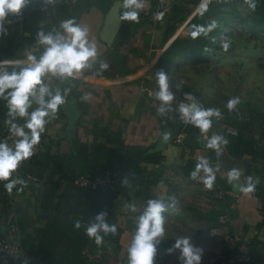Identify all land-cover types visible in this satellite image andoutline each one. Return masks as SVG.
<instances>
[{"label":"crops","instance_id":"crops-1","mask_svg":"<svg viewBox=\"0 0 264 264\" xmlns=\"http://www.w3.org/2000/svg\"><path fill=\"white\" fill-rule=\"evenodd\" d=\"M115 1L78 0L69 5L57 0L48 17L38 8L40 0H31L20 10L22 19L6 22L4 31H0V60L21 62L5 67H23L27 52L39 57L42 50L37 43V32L46 31L50 22L62 31L60 22L68 18L74 17L88 26L89 40L95 38L97 48L96 58L89 59L91 67L79 76L50 78V90L64 93L69 89L66 101L54 118H48L40 137L43 144L39 154L21 161L8 178L18 182L9 191L4 186L8 181L0 180V232L6 234L8 224L17 223L21 244V252L10 264H32V258L49 264H128L127 248L136 219L147 202L159 199L167 208L169 186L182 185L201 158L219 176H228L232 169L239 170L240 176L233 180L237 190H231L232 194L223 199V211L231 212L228 226L246 241L255 235L264 240V227H257L261 219L260 201L252 190L245 193L239 187L248 183L253 188L264 186V168L256 165L260 163L264 167V158L244 155L235 159L229 155L226 143L220 141L219 151L207 147L214 135L227 139L215 130L201 133L199 128L187 127L182 143L176 142L182 128L172 118L168 105L150 98L143 90L145 86L159 88L155 76L159 70L168 75L169 88L179 89L180 76L174 70L185 57L167 54V48L175 37L189 34L188 22L208 0H138L142 4L136 9L138 22L122 20L108 44L100 39V32ZM105 62L108 68L98 72L100 64ZM37 106L34 102L28 111ZM161 107L162 112L158 111ZM0 110H3L2 139L8 127L3 98H0ZM165 133L169 134L167 140ZM105 168L118 175L117 189L105 199L98 192L73 185L76 174H95ZM137 168L144 172L146 180L138 189L123 188L124 180H130ZM22 175L30 176L44 187L40 206L35 191ZM114 196L116 203L110 199ZM129 205H134L136 210L131 211ZM103 210L108 215L105 222L117 226L116 238L103 239L100 245L93 239H81L83 234L87 235L86 227L97 222L92 213ZM156 258L155 254L153 264H158Z\"/></svg>","mask_w":264,"mask_h":264},{"label":"clouds","instance_id":"clouds-1","mask_svg":"<svg viewBox=\"0 0 264 264\" xmlns=\"http://www.w3.org/2000/svg\"><path fill=\"white\" fill-rule=\"evenodd\" d=\"M28 0H0V20L9 12H19ZM122 7L125 11L117 9V15L126 21L138 22L139 16L136 9L142 7L138 0H122ZM62 31L45 32L42 29L37 32V43L43 46L39 57L32 52L26 53V63L17 71L13 68L9 71L5 65L19 64L20 61L0 60V98L5 99L7 105V116L5 124L8 125L9 132L18 137L14 146H10L6 140L0 139V180H7L4 185L7 190L18 182L17 180H8L13 171L17 169L20 162L28 159L33 154V149L40 142L41 134L45 131V125L48 118H54L59 107L65 103L66 94L69 89L61 93L59 89L50 90L46 82L50 77L75 78L79 76L86 68H90L89 59H95L97 56L95 38L89 40V28L87 25L78 23L76 19L68 18L60 22ZM0 31H4L0 24ZM203 29H197L191 33L195 38ZM108 68V64L101 63L97 70L102 71ZM159 90L156 97L164 103L173 100V94L168 90V75L159 70L155 73ZM186 97L193 101L189 104H181L179 111L181 118L185 122L199 126L201 133H204L210 127L209 117L219 116V110L216 108H203L190 93ZM47 97V99H46ZM83 98H87V95ZM36 103L38 106L31 112L29 107ZM238 103L237 98H231L227 101V107L231 110ZM163 111V107L158 109ZM16 117H26L23 126L15 122ZM27 129L28 131H25ZM169 134H164V139H168ZM218 141L226 143L227 141L220 135L212 136L207 147L218 148ZM203 168L208 175L204 178L206 187L211 188L214 180L212 168L208 166V161L201 158L196 164V170L190 175L197 177V171ZM229 182L238 179L240 172L232 169L228 173ZM246 177V180H251ZM241 191L250 192L254 185L248 183L239 185ZM131 211H135L134 205H129ZM166 206L159 199H150L147 202L143 213L136 219L135 231L131 242L127 248L128 264H153V258L156 254L159 238L165 231V217L162 212ZM105 212L97 214L96 223L89 224L85 231L89 238H92L97 245L103 242V236L108 233L115 234L116 224H109L104 221ZM79 224H77V227ZM180 250V259L182 264H199L201 260L202 249L193 245L190 238L182 236L174 241V244L167 249L169 253L173 250Z\"/></svg>","mask_w":264,"mask_h":264},{"label":"rangeland","instance_id":"rangeland-1","mask_svg":"<svg viewBox=\"0 0 264 264\" xmlns=\"http://www.w3.org/2000/svg\"><path fill=\"white\" fill-rule=\"evenodd\" d=\"M224 16L229 20L225 27L228 33L215 39V51L204 58L180 59L174 71L181 86L168 90L179 96L190 93L203 108L218 109L220 115H213L216 125L236 126L238 134L254 138L264 150V31H254L251 24L259 15L238 1L225 6ZM231 98H237L238 103L230 110L226 105ZM187 177L182 185L169 186L157 263L182 264L180 250L169 253L167 249L177 238L187 236L202 249L201 264H229L227 227L218 222L224 200L214 195L213 184L208 188L197 184L190 174Z\"/></svg>","mask_w":264,"mask_h":264},{"label":"trees","instance_id":"trees-1","mask_svg":"<svg viewBox=\"0 0 264 264\" xmlns=\"http://www.w3.org/2000/svg\"><path fill=\"white\" fill-rule=\"evenodd\" d=\"M235 1L245 4L259 15V17L251 24V27L256 32L264 31V0H208L188 22V27L190 29L189 34L186 37H175L167 48V54L180 55L190 59L192 57L204 58L206 55L213 53L216 49L215 39H219V37L228 33L227 30H225V27L229 23V20L224 16L225 6H232ZM197 29H203V31L193 38L191 33ZM163 58L164 57L160 58L158 64ZM6 68L9 71H12L13 68L17 71L19 70V68L15 66H6ZM0 113L3 114V110H0ZM19 120L23 122L25 121L23 117L19 118ZM25 131H27V129H25ZM226 146L228 147L227 151L229 155L235 159H241L244 155L252 158H264V150L259 148L257 141L254 138L245 136V134H238L233 141L226 142ZM144 180H146L144 172H142L140 168H137L132 172L130 180H124L122 187L127 190L138 189ZM213 185L224 190H237L235 182H229L228 176L214 174ZM120 190H122L121 187ZM113 191L111 192L113 193ZM109 193L107 194L109 195ZM125 193L126 192H123L122 194ZM252 193L260 201L261 219L257 227L261 228L264 227V186L261 185L258 188H253ZM107 194H105L102 199H105ZM116 197L117 196H114L113 198L110 197L111 201L116 203ZM227 197L228 196H226V198ZM102 212H104V210ZM99 213L100 212L97 214ZM97 214L96 212L92 213L93 217H96ZM107 219L108 215L106 213L104 221H107ZM119 231L120 230L118 229V232ZM100 234L103 236L104 240H112L113 238H116L117 231L115 234ZM82 238L85 240L92 239L85 234L81 236V239ZM235 251L246 252L249 255L248 262L244 264H264V240L258 238L257 235L253 236L248 241L241 237V240L236 245Z\"/></svg>","mask_w":264,"mask_h":264},{"label":"built area","instance_id":"built-area-1","mask_svg":"<svg viewBox=\"0 0 264 264\" xmlns=\"http://www.w3.org/2000/svg\"><path fill=\"white\" fill-rule=\"evenodd\" d=\"M65 3L69 5H74L78 2V0H62ZM57 2V0H40L38 8L39 10L45 15L50 16L51 7ZM31 0H28L27 4H30ZM159 8H157L158 10ZM122 7V11H125ZM154 13H157V11H154ZM22 12H9L2 20H0V24L4 25L6 22H17L22 19ZM49 31H57V25L54 22H50L48 25V28L45 32ZM39 45V44H38ZM40 49L43 50V46L39 45ZM50 76L47 78V83L50 81ZM143 90L146 92V94L153 99H156L160 102L156 97V92L159 90L157 87H143ZM171 92V91H170ZM173 94V100L170 102H167L165 104L169 107V113L171 114L172 118L181 126V132L177 134L175 137V141L178 143H182L184 138V130L187 127H193V128H199V126H196L192 124L191 122H185L181 118V113L179 111V107L181 104H189L193 101H190L186 96H179L178 94L171 92ZM194 98V101L197 102L200 106V102L198 98L194 95H192ZM164 103V102H163ZM202 107V106H201ZM210 120V127L206 130H215L217 133L222 134L227 137H235L238 135V129L236 126L232 124H215V118L213 116L209 117ZM15 122L18 125L23 126L24 122L21 120H15ZM200 130V128H199ZM18 139V137L13 136L9 130L8 127L4 131L3 139L6 140L7 143L10 146H14V143ZM197 141H200V137H197ZM43 139L40 138V142L38 145H36L33 149V154L28 159L23 161H29L36 157L42 147ZM258 167L261 166L260 163L256 164ZM214 174V172H213ZM208 175L204 171L203 168L199 169L197 171V177L194 178L195 182L197 184L203 185L204 184V178ZM28 176V175H27ZM30 177V176H29ZM31 178V177H30ZM33 179V178H32ZM73 185L80 188H87L91 190L97 191L100 195H105L113 190L116 189L118 185V175L115 171H113L110 168H105L101 170L100 172H97L95 174L91 172H81L76 174L73 177ZM214 195L219 199H225L227 195H231L232 191L230 190H224L221 188L216 187L215 188ZM127 212V210H126ZM230 214L231 212L229 210H225L218 216V222L225 225L227 227L228 235L226 236V241L228 244V263L229 264H244L248 262L249 255L246 252H237L235 251L237 243L241 240V236H239L237 233L232 231L230 227L228 226L230 221ZM85 225L86 222H83ZM19 228L17 223L10 222L7 227V233L3 234L0 232V264H10L12 260L16 257L17 254L21 252V244H20V237H19ZM32 264H49V263H43L39 261L37 258L30 259Z\"/></svg>","mask_w":264,"mask_h":264},{"label":"water","instance_id":"water-1","mask_svg":"<svg viewBox=\"0 0 264 264\" xmlns=\"http://www.w3.org/2000/svg\"><path fill=\"white\" fill-rule=\"evenodd\" d=\"M122 7V0L115 1L109 8L104 25L100 32V39L104 42L110 44L113 41L114 36L118 32L119 28L121 27L122 19L117 15V9ZM23 180L26 184L31 186L35 191L37 196V204L40 206L42 202V195L44 191V187L42 184L37 183L34 179L30 178L27 175H22ZM201 264V261L199 262Z\"/></svg>","mask_w":264,"mask_h":264},{"label":"bare ground","instance_id":"bare-ground-1","mask_svg":"<svg viewBox=\"0 0 264 264\" xmlns=\"http://www.w3.org/2000/svg\"><path fill=\"white\" fill-rule=\"evenodd\" d=\"M211 259H212V257H211V258H209V259H208V261H210ZM205 261H206V260H205Z\"/></svg>","mask_w":264,"mask_h":264}]
</instances>
